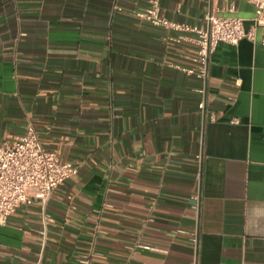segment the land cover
Wrapping results in <instances>:
<instances>
[{"label": "crops", "instance_id": "0c3cea01", "mask_svg": "<svg viewBox=\"0 0 264 264\" xmlns=\"http://www.w3.org/2000/svg\"><path fill=\"white\" fill-rule=\"evenodd\" d=\"M213 2L252 26L251 0L162 16L203 29ZM148 3L0 0V144L32 125L78 169L47 222L33 203L0 225V264H264L262 30L220 44L206 84L194 35L113 13Z\"/></svg>", "mask_w": 264, "mask_h": 264}, {"label": "built area", "instance_id": "2783aa9c", "mask_svg": "<svg viewBox=\"0 0 264 264\" xmlns=\"http://www.w3.org/2000/svg\"><path fill=\"white\" fill-rule=\"evenodd\" d=\"M255 8L252 26L246 28L245 21L235 16H222L220 9L212 3L204 17L205 28L179 24L162 16L161 0H149L147 8L141 11H125L114 8L115 14H125L137 22L149 23L174 33L194 35L193 43L197 46V68L189 70L206 84L212 58L220 44L237 46L243 40L255 42L257 30H262L261 44L264 45V0H251ZM167 41H175L167 39ZM207 106L206 99L200 104L201 110ZM234 124L240 121L233 120ZM78 174L76 167H71L61 160L56 151L43 147L39 135L32 125L25 134L12 142L0 144V225L5 223L12 213L22 207L39 203L45 215V209L54 191ZM45 222L47 216L45 215ZM193 243L198 245V238ZM82 264H90L85 257ZM198 264V258L193 261Z\"/></svg>", "mask_w": 264, "mask_h": 264}]
</instances>
